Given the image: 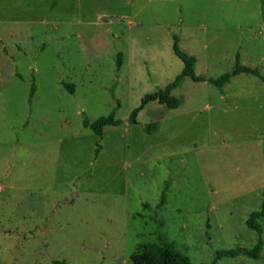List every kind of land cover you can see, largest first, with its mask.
Instances as JSON below:
<instances>
[{
    "label": "rangeland",
    "instance_id": "374dc122",
    "mask_svg": "<svg viewBox=\"0 0 264 264\" xmlns=\"http://www.w3.org/2000/svg\"><path fill=\"white\" fill-rule=\"evenodd\" d=\"M264 0H0V264H264ZM122 67L118 68L119 57ZM66 86H73L71 94ZM114 114L100 137L83 126ZM158 125L156 132L147 128ZM218 259L235 249L253 250Z\"/></svg>",
    "mask_w": 264,
    "mask_h": 264
},
{
    "label": "trees",
    "instance_id": "16d2710c",
    "mask_svg": "<svg viewBox=\"0 0 264 264\" xmlns=\"http://www.w3.org/2000/svg\"><path fill=\"white\" fill-rule=\"evenodd\" d=\"M174 52L176 56L183 61L185 68L183 73L176 79L174 83L169 85L165 90L160 91L154 95L146 96L140 108L133 111L130 117V123L137 125L138 114L150 103L157 102L160 105L166 106L168 109H178L181 102L176 98L172 97L173 91H175L182 83L184 78H190L194 82H206L209 81L216 88L222 90L225 85L230 83L233 77L241 74H247L255 76L261 80L264 77L257 71L251 68H247L241 65L240 55L236 57V67L232 73L224 74L217 80H206L195 75V65L197 60L194 57H190L179 50L178 43L174 44ZM122 67V57H119L118 68ZM71 94L74 93L73 86H66ZM122 124L121 121L115 120L114 114L109 117H102L98 119L95 123H90L88 120L83 122V126L86 129H90L93 133L98 136L103 135V130L107 126L118 127ZM158 125H153L147 128L149 132H156ZM264 218V201L262 204V209L259 212L253 213L247 222V227L251 230L256 231L259 235L262 234L260 225L257 223L258 219ZM263 247V242L260 239L258 244L253 250L246 249H235L230 251H224L219 253L218 259L221 258H235L239 255H244L251 259L258 260ZM133 264H192L191 260L181 252H179L176 247L169 244L162 236H159L157 243L145 244L141 247L139 252L134 253L131 256Z\"/></svg>",
    "mask_w": 264,
    "mask_h": 264
}]
</instances>
